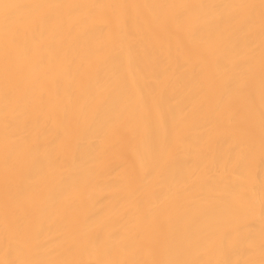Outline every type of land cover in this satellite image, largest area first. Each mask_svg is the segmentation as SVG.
Instances as JSON below:
<instances>
[{
	"label": "bare ground",
	"instance_id": "6f19581e",
	"mask_svg": "<svg viewBox=\"0 0 264 264\" xmlns=\"http://www.w3.org/2000/svg\"><path fill=\"white\" fill-rule=\"evenodd\" d=\"M0 264H264V0H0Z\"/></svg>",
	"mask_w": 264,
	"mask_h": 264
}]
</instances>
